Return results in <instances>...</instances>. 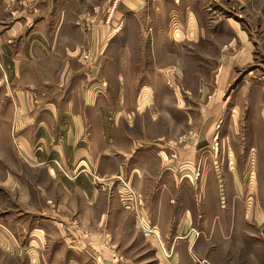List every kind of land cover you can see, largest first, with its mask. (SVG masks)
Segmentation results:
<instances>
[{"label":"crops","instance_id":"1","mask_svg":"<svg viewBox=\"0 0 264 264\" xmlns=\"http://www.w3.org/2000/svg\"><path fill=\"white\" fill-rule=\"evenodd\" d=\"M28 2L0 0V264H199L216 239L261 228L263 207L220 204L219 173L204 169L220 162L212 140L208 152L197 141L174 150L181 171L202 169L205 203L193 186L172 189L181 171L169 144L191 117L182 86L197 69L172 60L188 64L203 43L240 50L205 63L216 77L196 87L208 115L197 130L213 137L225 103L242 101L254 126L240 132L260 140L243 148L260 150L264 181V67L233 0ZM120 179L145 207L123 206Z\"/></svg>","mask_w":264,"mask_h":264},{"label":"rangeland","instance_id":"2","mask_svg":"<svg viewBox=\"0 0 264 264\" xmlns=\"http://www.w3.org/2000/svg\"><path fill=\"white\" fill-rule=\"evenodd\" d=\"M234 2V3H233ZM233 5L231 3L230 7L233 6L235 8V16L243 23V26L249 30L251 33V38L256 42L255 44V61L260 66L264 67V0H233ZM22 6L26 8H35V4H30L28 0H21ZM36 11V10H34ZM13 16L16 15L17 12L13 11ZM85 17L80 20L79 22L82 28L89 30L93 27L96 23L95 18H90L89 14H85ZM88 20V21H87ZM106 20V19H105ZM108 22V20H107ZM217 42H224V38H220L216 40ZM208 44V42H207ZM197 52L194 55H188V64L185 63L184 57L180 59L179 56H175L173 58L172 64H180L184 63L185 65L195 66L197 69L194 72L188 71L189 77L185 80V87L182 86L183 94H185L189 100L187 104V111L190 113V118L187 119V126L186 130L184 129L185 126L178 125L177 129H181L182 133L172 134L169 144V148H172V159H174L175 163H178L179 169L184 165H179V155L175 150L176 147H182L184 145H193L195 142H199L200 147L207 151L206 149L209 147L208 145L213 144L217 153L216 157L220 158V162L218 165H213L212 167L204 168L205 171L209 169H213L215 173H219L218 179L220 180V187L218 193L221 195L220 204L221 205H229V206H240L246 207L250 203L252 209L257 207L264 208V181L260 182L258 178L262 177L258 171V166L256 165L258 162V156L260 150L255 148L251 151L243 148V143L247 142V146L251 145L253 142L260 141L259 136L249 138V135L240 132L244 129V126H248L252 129L253 126H250V121L247 120L248 118V111L243 106L242 101L239 102H226L225 103V111L223 112V117L221 120L215 123V133L213 137L205 136L202 133H199L197 127L200 125L198 121L196 125V120H201L203 116H208L207 113L201 112L200 108V97L198 90L201 88L202 84L204 83L205 88L212 89L211 85L214 84L213 77H216V71L210 68L206 69L204 65L211 59H216L215 61H221V59L225 55L235 54L240 50V47L237 46H226L223 45L219 54H214L213 49L209 48L206 44L197 45L195 48ZM215 49V48H214ZM200 50H203L200 52ZM208 51V52H207ZM212 52V53H211ZM87 58V59H86ZM90 58L89 55L83 56V59L88 60ZM247 69H253L254 65L246 66ZM202 69V70H201ZM243 73V72H242ZM241 73V74H242ZM202 75V77H201ZM245 75V74H242ZM7 81V77L5 73H3L2 79H0V84ZM201 82V83H200ZM200 85V86H199ZM199 86L197 90L196 87ZM211 95L205 97L202 102L204 105L206 104V100L210 99ZM204 107V106H203ZM198 108V109H197ZM175 113L179 111L181 115L182 112L180 109L174 110ZM163 115V112H162ZM185 117L188 118L187 115ZM231 130L232 134L230 133H223L220 131L223 130ZM226 134V135H225ZM262 136V135H260ZM167 137V136H166ZM164 136L160 137L162 140ZM261 138V137H260ZM262 140H264V135L262 136ZM158 138L154 139L157 140ZM210 140L212 143L210 144ZM241 148V149H240ZM208 152V151H207ZM176 154L177 156L174 158L173 155ZM231 162L233 163L231 165ZM191 167L186 168V170L181 171L178 175V181L176 180L173 183V190H183L190 189L197 192L196 197L194 199L197 200L199 205L205 203L207 195H210V191H206L201 186L196 188V183L199 184V179L201 177V170L193 171ZM190 173H189V172ZM1 177V175H0ZM189 180L190 182L185 183L184 181ZM120 182H123L124 192L122 199V204L124 207H131L134 210H141L143 206L145 207L146 202L142 193L134 188L131 184L124 181V179H120ZM185 185L182 187V185ZM189 186H193V188H189ZM129 189L135 192V195L131 194ZM172 191V193H174ZM175 194V193H174ZM130 195V196H129ZM212 195V193H211ZM133 196V197H131ZM208 199V198H207ZM178 200L175 197V203ZM185 200V198H184ZM195 200V201H196ZM132 202V203H131ZM211 200H209L208 205L210 206ZM251 218V216H250ZM241 218L238 217L236 221H240ZM248 233H253L252 235L248 236L240 235V236H231L230 239H219L215 240L216 243L220 244L217 247L212 246H205L208 250H211V247L214 251V254H210L212 251H208L210 255H206L204 257L208 260L211 264H260V260L264 258V224L259 229L247 230ZM195 232V231H194ZM212 233L213 231H209ZM196 233V232H195ZM256 236L263 239V242L255 241L252 239L253 236ZM251 239H250V238ZM196 255H194L195 258ZM198 257V256H196ZM151 258V257H150ZM200 258V257H199ZM202 258V259H204ZM2 259H0L1 261ZM3 264H19V262L13 261L9 262L6 258L2 261Z\"/></svg>","mask_w":264,"mask_h":264},{"label":"built area","instance_id":"3","mask_svg":"<svg viewBox=\"0 0 264 264\" xmlns=\"http://www.w3.org/2000/svg\"><path fill=\"white\" fill-rule=\"evenodd\" d=\"M177 155L176 154H174L173 155V157L175 158ZM129 191H130V193L131 194H133V195H135V192L133 191V190H131V189H129ZM130 196V195H129ZM131 197H133V196H131ZM123 202V201H122ZM132 203V202H131ZM195 259L198 261V263L199 264H211L208 260H206V259H200V258H198V257H196L195 256Z\"/></svg>","mask_w":264,"mask_h":264}]
</instances>
